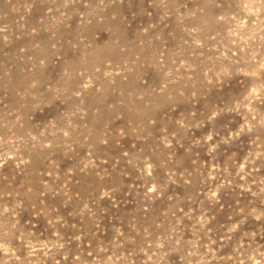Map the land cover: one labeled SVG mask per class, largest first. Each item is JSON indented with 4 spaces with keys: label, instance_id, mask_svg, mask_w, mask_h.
<instances>
[{
    "label": "rangeland",
    "instance_id": "1",
    "mask_svg": "<svg viewBox=\"0 0 264 264\" xmlns=\"http://www.w3.org/2000/svg\"><path fill=\"white\" fill-rule=\"evenodd\" d=\"M0 264H264V0H0Z\"/></svg>",
    "mask_w": 264,
    "mask_h": 264
}]
</instances>
